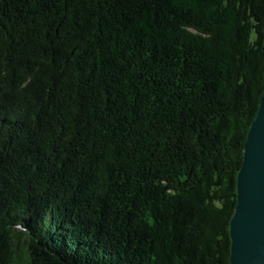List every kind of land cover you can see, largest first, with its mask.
I'll list each match as a JSON object with an SVG mask.
<instances>
[{
	"label": "trees",
	"instance_id": "trees-1",
	"mask_svg": "<svg viewBox=\"0 0 264 264\" xmlns=\"http://www.w3.org/2000/svg\"><path fill=\"white\" fill-rule=\"evenodd\" d=\"M264 89V0H0V264H230Z\"/></svg>",
	"mask_w": 264,
	"mask_h": 264
},
{
	"label": "water",
	"instance_id": "water-1",
	"mask_svg": "<svg viewBox=\"0 0 264 264\" xmlns=\"http://www.w3.org/2000/svg\"><path fill=\"white\" fill-rule=\"evenodd\" d=\"M229 222L230 264H264V89L248 128Z\"/></svg>",
	"mask_w": 264,
	"mask_h": 264
}]
</instances>
